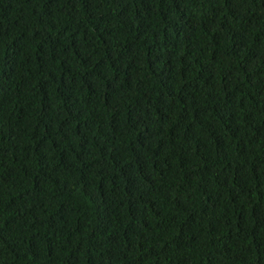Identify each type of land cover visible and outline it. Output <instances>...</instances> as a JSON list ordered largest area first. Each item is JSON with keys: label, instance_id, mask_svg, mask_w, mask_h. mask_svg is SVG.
I'll list each match as a JSON object with an SVG mask.
<instances>
[{"label": "trees", "instance_id": "16d2710c", "mask_svg": "<svg viewBox=\"0 0 264 264\" xmlns=\"http://www.w3.org/2000/svg\"><path fill=\"white\" fill-rule=\"evenodd\" d=\"M0 264H264V0H0Z\"/></svg>", "mask_w": 264, "mask_h": 264}]
</instances>
